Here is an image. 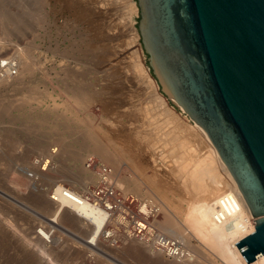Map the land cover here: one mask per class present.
Instances as JSON below:
<instances>
[{
	"label": "rangeland",
	"instance_id": "rangeland-1",
	"mask_svg": "<svg viewBox=\"0 0 264 264\" xmlns=\"http://www.w3.org/2000/svg\"><path fill=\"white\" fill-rule=\"evenodd\" d=\"M126 1L128 0H114V2L118 3L116 6L118 9L114 11V13H118L119 17L116 21L121 23V25L118 24V26H120L122 29H126L129 22H131L133 27L138 29L140 20L139 10L138 12L131 14L124 4ZM133 1L138 6L137 0ZM52 2V7L57 10L55 12L53 10L52 15L49 17V19H47L42 13L43 11H41L42 5L40 4L42 3H40L39 0H0L1 13L4 10V13H7L9 15L8 18L10 17L9 19L11 20L6 21L8 23L7 24L0 19V41L6 43L8 42L5 47L0 48L4 52L3 54L2 50L0 51V57L4 58L5 60H7V58H11L18 63H21V60H19V55L20 59L24 56L28 59V62H30V65L32 66L31 73H28L25 76H20L21 70L19 67L17 75L10 77V79L13 78L10 84L6 86H0V212L2 213H0V264H29V258H27V254L20 249L19 245H28L34 250L39 251V244L37 247V242L33 239L34 236L32 235L35 228L34 230L32 229L36 223L40 222V220H36L33 214L35 210H40L44 214L51 213L47 212L46 208H43L40 205L36 206L30 201L32 195L36 193V189L34 188L33 184H31V182H34L30 177V173L34 172L35 168L38 169L33 164V159L37 156H42L43 159L53 158L51 160L48 159L47 163H50V167L56 165L57 168L55 170L57 172L53 170L46 173L48 175H52V177L61 179V181L58 180L55 182V185L56 183L59 184L60 182L71 184L72 182L67 178H60L58 171L64 169V172H68L69 174H79L80 165H82V163L76 164L75 161L67 159L66 156L60 157L65 150L70 149L76 153H83V151H85L83 155L85 154L84 156L87 158H91V156L98 158V155L95 154L96 152L106 153V146H104V144L101 142L94 140V137L86 131L87 127H84L83 123H74L73 116L75 114L74 111L73 113L71 112L69 106L72 105V103H75V101H72L75 97V94L79 96L82 95V92L84 93L87 91L86 94L89 93L94 98H96L97 102L90 107L91 110L88 109L91 113H88L86 107L84 108L87 111L86 113L84 112L85 110L82 109L84 115H87L88 117H85L83 113H81L82 111L78 113L80 119L82 120L85 118L88 119L90 117L89 121L94 123L91 124V126L94 127L93 129L96 132L101 131L99 130V127L101 126H111L110 129H121L124 131V134L127 135L130 133L135 135L139 129L142 130L140 126L143 124V120L141 119H144V114L142 113L144 110H142L143 108L141 109L140 107L148 106L149 102L151 101L149 94L146 93L148 90H145V88L143 90L141 89L142 85L140 86L139 83V85L136 84L135 81L137 80L136 78L134 80L135 74L134 71L130 69L131 65H129V69L125 68L124 64L118 65L120 69H118V66L113 69L108 67L109 69L107 68V71H109V73L111 72V75L108 72H106V74L105 72L100 73L101 70H103V66L109 62L110 58L112 59V55L114 53L112 46H109L110 43L106 41L107 37H104L107 36L105 27L106 24H108L110 18L108 13L105 15L103 12H108V9L105 8V6L104 8L101 7L98 9L99 6L96 3V0H52ZM85 12H88V18L85 17ZM1 22L4 24V26L11 25L10 27L14 29L9 27V29H7L8 31H6V29L4 30L3 24ZM67 38L70 39L68 40ZM122 39L123 40H119L117 42L119 43L118 49L124 48L126 46V51H129L130 47L124 42V38ZM8 40H12V42H9ZM140 44H142L141 39ZM34 46L38 47V49L34 48ZM48 46L50 47V51H47L49 50ZM16 47H19L18 49H20V52H16ZM39 48L42 52L39 50ZM85 48L86 51H84ZM55 50H58L59 53L58 51L55 52ZM74 59L77 61L79 60L80 63ZM34 62L38 64L35 65ZM145 63L148 66L146 56ZM102 64L103 66H101ZM70 65L71 69L69 70ZM73 65L77 66L72 67ZM100 67H102V69ZM1 68L0 71L2 70ZM127 69L133 72V75ZM125 73H127L126 75H129L127 77L133 79H126V76H124ZM76 74L77 78L75 77ZM122 76H124L126 79V83ZM116 77L119 78L115 80V83L114 79ZM81 79H83L85 82L82 80L81 85H78L80 84V81L78 82V80ZM74 81L76 84H74ZM119 81H122L121 84H119ZM132 83H135V85ZM83 85L87 86L84 87ZM116 85L119 86L120 90L117 89ZM113 87L116 88L114 89ZM112 88L113 90H111ZM78 89L82 90L80 91L81 93ZM116 89L119 91L117 92ZM139 90L141 93H144H138ZM69 96H73L71 97V99L73 98L71 101ZM109 96L111 98H109ZM141 97H145L146 99L149 98V101L148 99L143 100ZM141 99L142 101H145L144 104ZM69 101L72 103L69 104ZM147 101L148 103H146ZM104 102L105 104H103ZM170 104L173 106L172 103ZM112 105H115L116 107L114 108V112L111 109L114 107H112ZM126 105H128L129 108ZM105 108L106 110L108 108L110 109H108L109 111H106L104 110ZM138 108H140L142 112ZM137 109L142 114L137 111ZM175 109L180 114H183L182 117L184 119L186 114L178 108ZM109 112H111L110 115ZM72 114L74 115L72 116ZM138 120L141 122H138ZM146 120L148 121V118ZM99 122L102 125H100ZM191 122L193 123L194 121L191 120ZM149 123L150 122H148V125H145L146 128L150 127ZM79 124L83 125L79 126ZM95 126H97L98 129H96ZM118 127H120V129ZM164 127L166 128L168 125L165 124ZM61 138L64 140L62 141ZM143 146L144 147H141L142 151L140 150V152H142L141 156L147 154L149 155L151 151L148 147H146V145ZM51 148H53L52 151L55 153H49ZM27 153L29 155H27ZM24 160L27 161L28 164L24 163ZM51 161L53 165H51ZM107 162L109 161H104L103 163ZM62 164L64 165L63 168ZM107 164L114 166L120 172L121 179L122 176H136L134 168L130 167L132 163L129 164V162L126 160L120 163ZM94 171L95 167L93 169V173ZM171 177L172 175L169 176V178L167 177L169 180V189L172 191L176 190V192L178 191L177 193L175 191L174 192L178 199L185 203L183 205L186 207V203L192 200V196L188 194L190 192H187L185 188H182L183 183H179L175 180L176 178ZM40 179H42L40 180L42 183L39 181L37 183V188H39L40 191L43 188L41 191L42 195L47 196L46 191L51 189L54 184L50 181H46L44 176H40ZM94 179L95 178H92L89 183ZM176 182L178 183L176 184ZM179 197H182L183 199H180ZM16 213L28 215V219L32 221V224H34V221L36 222L35 225L31 224V232L30 230L26 229L28 227L27 224H25L26 227L24 226L23 228L20 226L18 219H16ZM4 215L7 216L5 217ZM68 225H70V223H68ZM26 230L28 232H26ZM82 233L85 234V232ZM179 236L181 235L179 234ZM187 242L189 247L194 250V248L189 244L188 238ZM103 248L106 249L108 253L115 255L116 259L100 260L99 264H170L163 259H150L146 258L145 256H138L132 252H129L128 248H126V244L117 249L107 248V245H105ZM70 250L72 251L70 252L76 257V261L73 264H86L84 252L72 248H70ZM192 253H194V251ZM39 254L44 256V254H41L40 251ZM61 254L62 253H58V255Z\"/></svg>",
	"mask_w": 264,
	"mask_h": 264
},
{
	"label": "bare ground",
	"instance_id": "bare-ground-1",
	"mask_svg": "<svg viewBox=\"0 0 264 264\" xmlns=\"http://www.w3.org/2000/svg\"><path fill=\"white\" fill-rule=\"evenodd\" d=\"M39 2L42 3L40 4L42 5V8L40 6L41 11H43L42 13L47 19H49V17L53 13V10L54 12L57 10V9L55 10L52 7L53 6L52 0H39ZM96 3L99 6L98 9L101 7L104 8V6L105 8L108 9V12H103L105 15H107L106 13H108L109 18H110L108 24H106V27H105L107 36H104V37H107V39L106 38L105 39L106 41H108V43H110L109 46H112V49L114 51L112 55L113 56L112 59L110 58L108 63L105 62L106 63L104 65L105 67L103 66V64L101 65L103 66V70H101L100 73H104V72L105 74L106 72L109 73V71H107L109 68L113 69L120 64H124L125 68H128V69H129V65H131L130 69L134 71V74H135L134 80L135 78L137 80L135 81L136 84L139 83L140 86L142 85V88L141 87L139 88L143 90L145 88V90L146 89L148 90V92L146 91L145 92L149 94V98H151V101L149 102L148 106L140 107L141 109L143 108L142 110H144L145 112L144 111L142 112L140 108H138L144 114V119H141L143 120V124L140 126L142 130L138 128L139 130L137 129L138 130L137 131L138 133L136 132L137 134L135 133V135H132L130 133L127 135V134H124V131L121 130L120 127H118L120 130L118 129L116 130V128L115 130L113 128L110 129L111 126L110 127L106 126L107 128L105 126L99 127L100 125H102L100 124V122H99L100 125L98 127L100 128L99 130L101 131L96 132L93 129L94 127L91 126V124H94V123L89 121L90 117L88 119L85 118L84 120H82L80 119L78 115V113H80L82 109H84L85 107L87 108L86 110L88 111V113H91L89 112V110H91L90 107L97 102L96 98H94L89 93L86 94L87 92L86 90H84L86 91L84 92L85 94L83 92H82V95H79V96L75 94V97H74L75 100L73 98H72L73 100L71 99V97L73 96H69L70 101L71 100L75 101L74 104L69 101V104L72 103V105L69 106V109H71L72 113L74 111V114H75V115L72 114V116L73 115L75 116V117L73 116L74 123H83L84 127H87L86 131L94 137L93 139L98 142H101L102 144H104V146H106V153L96 152L95 154L98 155V158H95V156H91V158H87L84 156L85 154L83 155L85 151H83V153H76L74 151H71L70 149L65 150L64 153H62L60 157L66 156L67 159L75 161L76 164L82 163V165L79 164L80 173L79 174H69L68 172H64L65 170L62 169L58 171V175L60 174V178L65 177L68 180H70L72 183L78 186H85L95 176L94 175L95 171L93 173V166L96 161H101V162L109 161L107 163H120L126 160L129 162V164L132 163L130 167L134 168V172L136 173V176H133V177L132 176L131 177L122 176V179L120 178L119 180L120 185L123 187V189L129 192H133L141 197H144L148 199L150 202L152 201L153 203H156L159 206V208L168 212L169 216L166 221L167 229L178 232V234L181 235L180 237L182 238V240L185 241L187 243V246L189 247L188 242H187V238H188L189 244L194 248V250L188 249L191 255L189 254L185 258L181 260H177V259L168 257L166 253L163 252L161 249L150 246L146 240L140 238L139 236L135 234L134 239H131L129 243L126 244V248H128L129 252H132L138 256L141 255V256H145L146 258L155 259V260L163 259L170 264H264V255L260 256L259 258L254 260L252 263H248L246 258L242 254L241 250L239 249V247L235 245L240 240L247 237L248 235L253 234L256 231L257 218L252 216L251 211L246 201L244 200L242 194L240 193L235 183V180L233 179L230 173V170L228 169L227 165L225 164L222 157L220 156L209 134L199 124L195 122L192 123L190 118L187 115H185V118L183 119L182 117L183 114H180L179 112H177L176 109L173 106H171L168 98L161 93L159 83L151 75L148 69V66L145 63V51L143 49L142 44H140L141 36H140L138 29L133 27V24L131 22H129L128 26L126 25L127 26L126 29L124 28L122 29L120 26H118V24L121 25L120 22L116 21L119 18L118 13L117 12L114 13V11L118 9L116 7L118 3L114 2V0H96ZM124 4L131 14L134 12H138L139 10L138 6L136 5V3H134L133 0H128ZM4 12L5 11L3 10L2 12L3 15H2L0 11L1 13L0 19L4 23H7L6 21H9L10 17L8 18L9 15ZM84 15L85 17H87L89 14L88 12H85ZM7 26H4L3 24V27H4L3 29L4 30L6 29V31H8L7 29H9L11 25H7ZM10 28L14 29L12 27ZM122 38H124V42L130 47L129 51L127 50L128 52L126 51V46L124 48L118 49L119 43L117 42L119 40H123ZM9 42H12V40ZM7 43L0 41V48L5 47ZM18 48L19 47H16V52L17 51L20 52V49ZM34 48L38 49V47L36 46H34ZM48 48L49 50L47 51H50L49 46ZM1 50L2 49H0V51ZM56 51L58 50H55V52ZM84 51H86V48ZM47 59H48V56H47ZM76 59L74 60L77 61ZM19 60H21V63H19L21 65L20 66V70H21L20 76H25L26 74L31 73L32 66L30 65V62H28V59L24 56L21 57L20 59V55H19ZM4 61L5 59L0 57V68L4 67L2 64V62ZM77 62L80 63L79 60ZM34 64L37 65L38 63L34 62ZM77 65H73L72 67H75ZM100 68L102 69V67ZM1 69L4 70L3 68ZM70 69H71V65H70L69 70ZM118 69H120V67ZM131 73L133 75V72ZM109 74L111 75V72ZM126 74L127 73H125L124 76H126L125 78L127 79L129 78L127 77L129 75H126ZM76 76L77 74L75 75V77ZM124 76L122 77L124 78ZM117 78L119 77H116L114 81ZM125 78L124 80L126 83ZM12 79H10V76L0 78V86H6L10 84ZM82 80L83 79L78 80V82L80 81V84H78L76 80L75 81L78 85H81ZM75 81H74V84H76ZM119 82H120L119 84H121L122 81H119ZM133 85H135V83ZM86 86L87 85H85L84 87ZM113 88L111 90H113ZM117 89H119V86H117ZM117 89L116 91L118 92L120 89L119 90ZM80 91L82 90H79V92ZM138 93H141V91L139 90ZM109 98L111 97L109 96ZM149 98H147L148 101H149ZM144 99L147 100L145 97L143 98V100ZM148 101L146 103H148ZM142 102L143 104L145 103V101H142ZM103 104H105V102ZM126 106L129 108L128 105ZM112 107L113 108L111 109L114 112L115 111L114 108L116 107L115 105H112ZM108 109L106 110L105 108L104 110L109 111ZM138 109L137 111H139ZM86 110L84 111L85 113L87 112ZM81 113H83V111ZM110 113L111 112H109V115ZM84 116L88 117L87 115H84ZM95 117H98V116H95ZM147 118H148V121L146 120ZM138 122H141V121L138 120ZM148 122H150L149 123L150 127L146 128L145 125L146 124L148 125ZM165 124L168 125V127H166L167 129L164 127ZM81 125L79 124V126ZM95 128L98 129L97 126H95ZM61 140L63 141L64 139L61 138ZM143 145H146V147H148L149 150L151 151L149 155L147 154L148 156L147 155L141 156L142 152H140V150L142 151L141 147H144ZM52 149L53 148L49 150V153L51 152L55 153L54 151H52ZM27 155L29 154L27 153ZM47 162H48V159L44 158L43 161L40 163L41 164L40 167L39 168L37 167L38 169L35 168L34 173H36L38 176H42V177L44 176L46 181H50L53 184L57 182L58 180L61 181V179L52 177V175H48L46 172H43V175H42L41 171L50 170L51 172L57 168L56 165H53L52 167H50L49 166L50 163L48 164ZM24 163L28 164L27 161L25 160H24ZM63 166L64 165L62 164V168ZM171 175L172 177L176 178L175 179L176 181H178L179 183H183L182 188H185L187 192H190L188 194L192 196V197L190 196L192 200L186 203L187 204L186 207L183 205L185 203L182 200H179L177 195L175 194L176 190L173 189L175 191L174 192L171 189H169L170 186L168 185L169 180L167 179V177L169 178V176ZM48 176H51V177H48ZM178 182H176V184ZM31 184H33L34 186V183L31 182ZM61 188L56 193V196L62 203H60L59 201H57V203L60 205H72L76 209V211L80 212L83 216L89 217L90 219H94L96 225L93 227L90 226L91 228H88V225H86L83 222V218H79L69 211H66L63 214L62 220H64V222H66L67 224L70 223L71 227L74 230L85 232V234H92L93 240L96 239L99 241V238L101 237V235L106 233L103 228V224H104L103 214L102 213L100 214L96 212L95 210H93L92 207L85 201L76 202L71 198H68V197H65L59 194V191H61ZM41 191L37 189L36 193L32 195L30 201L34 203L36 206L40 205L43 208H46L47 212L52 213L54 210V206L52 202L48 200L47 196L42 195ZM53 200L56 201V197H54ZM223 202L226 204L225 205L226 211H223V214L222 213L217 214L218 210L216 209V207L221 206L222 205L221 203ZM219 211L222 212V210H219ZM25 215L26 214L23 215L22 213H16V216H17L16 219H18L20 226L22 228L25 226V224H27L28 227L26 229L30 230L32 229V225H35L36 222L34 221V224H32L31 223L32 221L28 219L29 218L28 215L26 216ZM217 216H218V219L220 218H223V219H220V221H218ZM230 217L232 218L230 219ZM35 226L33 227L32 230H34ZM26 232L28 231L26 230ZM39 235H40L39 240H40L41 245L39 243H37L36 245L38 247V244H39L38 249L41 254L42 253L44 254V256L40 255L39 251L34 250L31 246H28V245L23 246L22 244L19 245L20 249L23 250L24 253L27 254V258H29V264H69V263L73 264L76 261L75 255H73V253H71L72 251L70 249H67L66 247H63V249H59V250L47 248L45 241H52V235H50L49 233H45V232L44 233L40 232ZM193 251L194 253H192ZM58 253H62V254L58 255ZM175 258H178V257H175Z\"/></svg>",
	"mask_w": 264,
	"mask_h": 264
},
{
	"label": "water",
	"instance_id": "water-1",
	"mask_svg": "<svg viewBox=\"0 0 264 264\" xmlns=\"http://www.w3.org/2000/svg\"><path fill=\"white\" fill-rule=\"evenodd\" d=\"M161 93L209 134L256 217L237 244L264 255V0H137Z\"/></svg>",
	"mask_w": 264,
	"mask_h": 264
},
{
	"label": "built area",
	"instance_id": "built-area-1",
	"mask_svg": "<svg viewBox=\"0 0 264 264\" xmlns=\"http://www.w3.org/2000/svg\"><path fill=\"white\" fill-rule=\"evenodd\" d=\"M3 66L4 70H1L0 78L16 76L20 67L19 63L11 58H7L3 62ZM42 161L43 157L37 156L33 159V164L39 168ZM97 162L99 161H96L93 166V169L95 167V179L85 186L60 182L46 191L54 210L50 214L35 210L33 216L40 222L36 223L33 239L40 244V232L49 233L52 235V241L44 240L47 248L59 250L66 247L82 251L85 253L86 264H99L100 260L116 259L115 255L108 253L103 247L105 245L110 249L122 247L134 239L135 234L146 240L150 246L161 249L168 257L181 260L188 256L190 254L188 249H192L177 234L178 232L167 229L168 212L159 208L156 203L123 189L119 181L120 172L110 164ZM51 165H53L52 161ZM47 171L50 170H44L41 173ZM30 177L34 182V188L39 189L37 183L40 181V176L31 172ZM60 188L59 194L76 202L85 201L93 210L103 214V228L106 233L101 235L99 241L93 240L92 234L74 230L62 220L63 214L69 211L75 216L83 218V222L88 225V228L96 225L94 219L83 216L72 205L57 203V201L62 203L56 196ZM54 197H56V201L53 200ZM221 204L216 207L217 214H223V211H226V204L224 202ZM220 219L217 216V220L220 221Z\"/></svg>",
	"mask_w": 264,
	"mask_h": 264
}]
</instances>
